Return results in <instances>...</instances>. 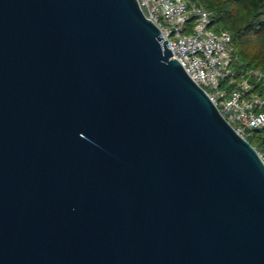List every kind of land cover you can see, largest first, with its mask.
Instances as JSON below:
<instances>
[{"label": "water", "instance_id": "water-1", "mask_svg": "<svg viewBox=\"0 0 264 264\" xmlns=\"http://www.w3.org/2000/svg\"><path fill=\"white\" fill-rule=\"evenodd\" d=\"M0 264H264V161L137 0H0Z\"/></svg>", "mask_w": 264, "mask_h": 264}, {"label": "built area", "instance_id": "built-area-1", "mask_svg": "<svg viewBox=\"0 0 264 264\" xmlns=\"http://www.w3.org/2000/svg\"><path fill=\"white\" fill-rule=\"evenodd\" d=\"M137 1L168 40L174 57L234 130L246 140L253 132L264 131V71L239 67L232 35L219 28L214 14L192 0ZM191 22L193 32L188 35ZM222 81L233 88L223 89ZM258 153L264 161V150Z\"/></svg>", "mask_w": 264, "mask_h": 264}, {"label": "trees", "instance_id": "trees-1", "mask_svg": "<svg viewBox=\"0 0 264 264\" xmlns=\"http://www.w3.org/2000/svg\"><path fill=\"white\" fill-rule=\"evenodd\" d=\"M211 11L219 28L232 35L241 65L264 71V0H195ZM256 132V131H255ZM248 141L264 150V138Z\"/></svg>", "mask_w": 264, "mask_h": 264}, {"label": "rangeland", "instance_id": "rangeland-1", "mask_svg": "<svg viewBox=\"0 0 264 264\" xmlns=\"http://www.w3.org/2000/svg\"><path fill=\"white\" fill-rule=\"evenodd\" d=\"M192 1H195V0H192ZM195 2H197V1H195ZM198 3V2H197ZM200 4V3H199ZM193 27H194V23L193 22H191V23H189L188 24V26H187V32H186V34H188V35H190V34H192V32H193ZM240 65H241V63L239 64V67H240ZM239 71V70H238ZM238 79V78H237ZM222 88L223 89H226L227 91H230L233 87L232 86H229L228 85V83H225L224 81H222ZM255 134H257V136L259 137V138H264V131H256V132H253V134H252V136L249 138V140L251 141V142H254V139H256V138H254V135ZM258 139V138H257ZM256 139V140H257Z\"/></svg>", "mask_w": 264, "mask_h": 264}]
</instances>
